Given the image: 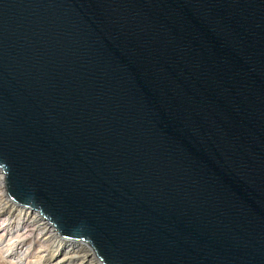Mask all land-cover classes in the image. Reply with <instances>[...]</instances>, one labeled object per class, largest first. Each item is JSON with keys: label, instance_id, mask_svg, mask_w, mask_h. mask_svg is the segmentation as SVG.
<instances>
[{"label": "water", "instance_id": "95a60500", "mask_svg": "<svg viewBox=\"0 0 264 264\" xmlns=\"http://www.w3.org/2000/svg\"><path fill=\"white\" fill-rule=\"evenodd\" d=\"M0 170L100 264H264V0H0Z\"/></svg>", "mask_w": 264, "mask_h": 264}, {"label": "bare ground", "instance_id": "6f19581e", "mask_svg": "<svg viewBox=\"0 0 264 264\" xmlns=\"http://www.w3.org/2000/svg\"><path fill=\"white\" fill-rule=\"evenodd\" d=\"M2 172V171H1ZM0 172V248L9 264H73L71 258L87 249L79 242L61 238L38 211L24 208L10 201L4 191V174ZM87 246V245H86ZM63 253L62 257L58 253ZM89 254V253H88ZM91 257V256H90ZM88 264H100L88 259Z\"/></svg>", "mask_w": 264, "mask_h": 264}, {"label": "rangeland", "instance_id": "374dc122", "mask_svg": "<svg viewBox=\"0 0 264 264\" xmlns=\"http://www.w3.org/2000/svg\"><path fill=\"white\" fill-rule=\"evenodd\" d=\"M0 172H1V170H0ZM2 173V172H1ZM3 180H4V178H3ZM4 191H5V187H4ZM5 194H6V191H5ZM6 196H7V194H6ZM7 198L10 200V198L7 196ZM11 201V200H10ZM14 203V202H13ZM19 207V206H18ZM38 213V212H37ZM38 215H39V213H38ZM40 216V215H39ZM41 217V216H40ZM44 221L45 222H47L45 219H44ZM48 223V222H47ZM48 225L50 226V224L48 223ZM51 227H53V226H51ZM53 229L55 230V228L53 227ZM56 232V231H55ZM57 233V232H56ZM80 243V242H79ZM4 244L5 243H3L2 245H1V248H0V264H9V261H7V259L5 258L6 256L4 255V251L6 250V248H4ZM80 246H82V247H85L86 249H87V251H90V252H87L85 255H88L87 256V258L86 259H84L83 261H82V258H83V256H84V254L83 253H81V254H79L78 255V257L76 258H71V259H73L72 261H75L73 264H88V259L90 260L91 258H92V260H94V262H98L99 263V261L97 260V258L95 257V255L93 254V252L90 250V248L88 247V246H86L85 244H83V243H81V245ZM89 253V254H88ZM58 256L59 257H62L63 256V253H62V251L61 252H59L58 253ZM91 256V257H90ZM63 264H66V263H63ZM70 264V263H69Z\"/></svg>", "mask_w": 264, "mask_h": 264}]
</instances>
